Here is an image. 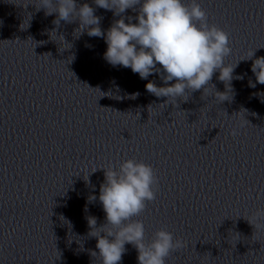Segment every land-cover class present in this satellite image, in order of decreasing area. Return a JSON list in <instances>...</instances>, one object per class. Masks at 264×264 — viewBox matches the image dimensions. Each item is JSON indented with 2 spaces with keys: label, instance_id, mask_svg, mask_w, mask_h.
<instances>
[{
  "label": "clouds",
  "instance_id": "obj_1",
  "mask_svg": "<svg viewBox=\"0 0 264 264\" xmlns=\"http://www.w3.org/2000/svg\"><path fill=\"white\" fill-rule=\"evenodd\" d=\"M93 2L97 8L112 11L114 16L121 17L112 23L106 33L100 27L101 17L94 14L95 8L88 3L77 5L76 0H38L36 7L37 10L45 9V15L58 14L53 21L56 25L61 21L71 23L78 20L80 34L86 30L90 37H103L107 44L104 59L113 67L130 68L143 80L153 73L162 72L160 79L165 86L149 81L145 88L157 98L166 97L163 104H172L173 101L176 104L177 98L187 101L189 93L201 89L204 96L209 86L215 89L210 81L217 71L225 90H215V100L223 103L232 99L233 79L242 80L244 76H233L238 63L225 64V58L231 54L229 33L216 24L208 23L207 12L197 0H190L189 3L185 0ZM128 9L138 11L135 17L137 23L131 22L132 17H127L129 22L125 23L122 14ZM254 52L243 60L251 59ZM46 54L51 56V53ZM251 71L256 83L264 85V57L253 61ZM172 81L175 83L170 84ZM256 83L249 81L253 88ZM138 95L132 94L131 98ZM236 134L234 129L232 135ZM99 169L104 171L99 201L106 214V222L97 227V218L87 217L88 236L97 239L96 248L99 250L98 254L93 251L91 255L99 256L101 264H119L126 252L125 245L131 244L138 252V264H166L170 254L185 247L184 242L180 238L174 239L173 233L166 228L158 229L152 239L146 241L144 223L132 219L140 216L147 202L157 197L159 181L153 167L142 160L129 158L119 163L118 167L110 163ZM95 171L97 169L93 173ZM96 199L94 195L89 197V201ZM247 221L254 226V231L264 227L260 223L264 221V208H258Z\"/></svg>",
  "mask_w": 264,
  "mask_h": 264
}]
</instances>
